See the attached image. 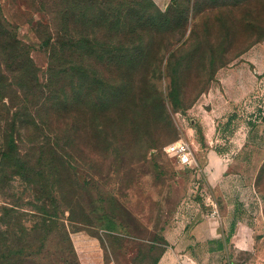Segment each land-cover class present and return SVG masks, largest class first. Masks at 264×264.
<instances>
[{"label":"rangeland","instance_id":"1","mask_svg":"<svg viewBox=\"0 0 264 264\" xmlns=\"http://www.w3.org/2000/svg\"><path fill=\"white\" fill-rule=\"evenodd\" d=\"M226 168L264 264V0H0V264H155Z\"/></svg>","mask_w":264,"mask_h":264},{"label":"crops","instance_id":"2","mask_svg":"<svg viewBox=\"0 0 264 264\" xmlns=\"http://www.w3.org/2000/svg\"><path fill=\"white\" fill-rule=\"evenodd\" d=\"M205 136L207 139L211 138L208 132ZM212 160L214 164L224 163L221 157ZM228 170L226 168L223 173L216 175L223 183L215 186L218 192L216 191L214 200L220 212L219 217L210 216L212 207L209 209L202 206L200 213L193 200L188 206L179 209L163 230L164 240L169 246L157 264H188L190 261L194 264H215V257H228L232 244L240 250H246V240H255L258 228L251 222L241 220V204L227 192L238 181L248 187L247 175L238 176ZM211 176L213 177L212 174ZM211 176L208 180H211Z\"/></svg>","mask_w":264,"mask_h":264},{"label":"built area","instance_id":"3","mask_svg":"<svg viewBox=\"0 0 264 264\" xmlns=\"http://www.w3.org/2000/svg\"><path fill=\"white\" fill-rule=\"evenodd\" d=\"M172 158L175 159L179 165L192 168L195 164L193 142L182 143L175 147L172 151ZM211 206L212 210L210 216L218 218L220 215L218 207L215 204Z\"/></svg>","mask_w":264,"mask_h":264},{"label":"trees","instance_id":"4","mask_svg":"<svg viewBox=\"0 0 264 264\" xmlns=\"http://www.w3.org/2000/svg\"><path fill=\"white\" fill-rule=\"evenodd\" d=\"M200 131V130H199ZM158 261H159V259L157 260V262L155 263V264H157L158 263Z\"/></svg>","mask_w":264,"mask_h":264}]
</instances>
